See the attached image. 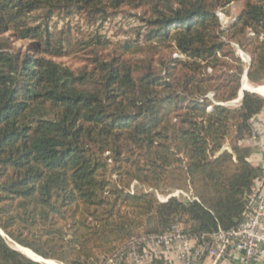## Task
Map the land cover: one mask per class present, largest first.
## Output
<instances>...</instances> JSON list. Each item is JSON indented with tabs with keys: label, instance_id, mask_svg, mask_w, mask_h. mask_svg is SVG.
<instances>
[{
	"label": "trees",
	"instance_id": "obj_1",
	"mask_svg": "<svg viewBox=\"0 0 264 264\" xmlns=\"http://www.w3.org/2000/svg\"><path fill=\"white\" fill-rule=\"evenodd\" d=\"M232 1L242 8L222 26L217 10ZM119 10L141 22L124 43L50 29L54 15ZM71 55L80 65L58 61ZM244 74L264 78V0H0V264H44L8 240L98 264L172 225L236 228L261 175L238 141L264 97L244 91L226 104ZM171 189L196 199L161 201Z\"/></svg>",
	"mask_w": 264,
	"mask_h": 264
},
{
	"label": "built area",
	"instance_id": "obj_2",
	"mask_svg": "<svg viewBox=\"0 0 264 264\" xmlns=\"http://www.w3.org/2000/svg\"><path fill=\"white\" fill-rule=\"evenodd\" d=\"M243 76L246 78L245 74ZM240 94L238 92V100L243 95ZM249 127V135L238 143L256 147L260 153L261 175L245 194V208L236 228L223 230L218 227L212 232L188 235L179 225H172L162 234H140L133 237L107 256L103 264H204L205 258L210 260V264H218L219 261L253 264L261 255L264 245V107L249 119ZM180 193L182 191L177 190L163 200L159 199L164 201ZM186 198L196 199L191 190Z\"/></svg>",
	"mask_w": 264,
	"mask_h": 264
},
{
	"label": "rangeland",
	"instance_id": "obj_3",
	"mask_svg": "<svg viewBox=\"0 0 264 264\" xmlns=\"http://www.w3.org/2000/svg\"><path fill=\"white\" fill-rule=\"evenodd\" d=\"M242 8L241 1H232L225 8H219L217 10V15L219 16L220 22L222 26L227 25L231 21H233L237 15L239 14ZM135 10H119L117 12L111 13L106 17H97L96 20L90 19V16L86 15L84 12H74L72 14H59L54 15L50 21V29L57 31L61 28L65 31V35L69 34L71 41H76L77 39H88L93 37L96 34L101 35L104 38H107L113 42L124 43L126 41H130L135 36L136 29L141 25L140 20L135 16ZM253 34L252 32H250ZM28 42L25 41H17L16 45L23 46L27 45ZM236 50V53L242 57H244L248 62H245V65L248 67L249 64V56L246 52L233 45ZM174 56H178V53L173 54ZM82 56H68L59 58L58 61L64 63L65 65H70L75 67L80 65ZM246 67V68H247ZM211 70L208 69V72ZM242 80V79H241ZM247 80V79H246ZM248 82V80H247ZM243 83V82H242ZM249 83V82H248ZM250 84V83H249ZM256 85H264V78L255 83ZM238 97V95H237ZM233 99L229 106L237 105L240 100ZM263 97V96H262ZM170 189V188H169ZM176 189H171V193H176ZM182 193L178 194L181 199H185L187 195H189V191L186 189L181 190ZM159 192V191H158ZM159 198L161 200L164 199V195L162 193H158ZM193 195V194H192ZM177 196V195H176ZM9 245L14 248L15 244L11 240H8ZM105 260V259H104ZM103 259H99L98 264H103ZM44 262V261H41ZM58 263V262H57ZM46 264V263H44ZM50 264V263H48ZM62 264V263H60Z\"/></svg>",
	"mask_w": 264,
	"mask_h": 264
},
{
	"label": "bare ground",
	"instance_id": "obj_4",
	"mask_svg": "<svg viewBox=\"0 0 264 264\" xmlns=\"http://www.w3.org/2000/svg\"><path fill=\"white\" fill-rule=\"evenodd\" d=\"M242 86H241V89L242 90H249V91H252L260 96H263L264 97V85H251L247 82L246 78L243 76L242 77ZM14 245V248L19 250L20 252H22L23 254H25L27 257L35 260V261H44L45 263H50V264H60V263H57L56 261H53V260H43L41 259V257H39L38 255L32 253V251L28 250L27 248L25 247H22L18 244H13Z\"/></svg>",
	"mask_w": 264,
	"mask_h": 264
},
{
	"label": "crops",
	"instance_id": "obj_5",
	"mask_svg": "<svg viewBox=\"0 0 264 264\" xmlns=\"http://www.w3.org/2000/svg\"><path fill=\"white\" fill-rule=\"evenodd\" d=\"M242 146H248L251 149V154L248 157V161L253 165V166H259L260 162V153L256 149V147L250 146V145H242ZM224 150L230 151L229 143L226 142L223 146ZM204 264H210V260L208 258L204 259ZM218 264H240L238 261H219ZM253 264H264V245H263V251L259 258H257Z\"/></svg>",
	"mask_w": 264,
	"mask_h": 264
},
{
	"label": "water",
	"instance_id": "obj_6",
	"mask_svg": "<svg viewBox=\"0 0 264 264\" xmlns=\"http://www.w3.org/2000/svg\"><path fill=\"white\" fill-rule=\"evenodd\" d=\"M248 68V67H247ZM247 70V69H246ZM243 91L244 90H242L241 88H240V90H239V92H241V94L243 93ZM249 91V90H248ZM241 94H240V96H241ZM1 232V231H0ZM2 233V232H1ZM30 250V249H29ZM31 251V250H30ZM34 253V252H33ZM37 255V254H36ZM40 257V256H39ZM41 259H43V260H49V259H44V258H42L41 257ZM43 263H45V262H43ZM47 264V263H46Z\"/></svg>",
	"mask_w": 264,
	"mask_h": 264
}]
</instances>
